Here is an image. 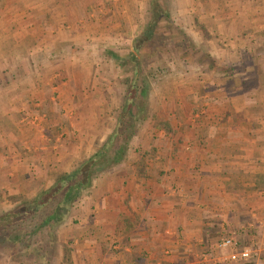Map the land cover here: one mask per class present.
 <instances>
[{
	"label": "crops",
	"instance_id": "crops-1",
	"mask_svg": "<svg viewBox=\"0 0 264 264\" xmlns=\"http://www.w3.org/2000/svg\"><path fill=\"white\" fill-rule=\"evenodd\" d=\"M114 1L0 0V215L116 136L123 158L76 202L54 264H264V0H168L159 25L184 48L159 60L169 79L148 86L131 133L117 132L130 72L114 50L145 28L106 43L98 13ZM245 247L253 263L230 260Z\"/></svg>",
	"mask_w": 264,
	"mask_h": 264
},
{
	"label": "trees",
	"instance_id": "trees-1",
	"mask_svg": "<svg viewBox=\"0 0 264 264\" xmlns=\"http://www.w3.org/2000/svg\"><path fill=\"white\" fill-rule=\"evenodd\" d=\"M152 7L150 20L134 43L130 61L118 60L121 66L126 67L124 73H133L134 80L132 83L127 80L125 114L121 118L118 133H131L136 122L133 108H139L140 101L146 96V89L138 88L136 84L140 75V61L136 55L148 41L158 37L156 30L160 20L170 19L168 11L157 0L152 3ZM110 54L118 59L112 52ZM116 142V136L110 138L98 154L76 170L58 176L51 187L42 189L32 201H24L22 205L0 215V249H10L33 264H52L56 250L60 247V226L70 217L76 202L91 188L94 177L121 162L123 153Z\"/></svg>",
	"mask_w": 264,
	"mask_h": 264
},
{
	"label": "rangeland",
	"instance_id": "rangeland-1",
	"mask_svg": "<svg viewBox=\"0 0 264 264\" xmlns=\"http://www.w3.org/2000/svg\"><path fill=\"white\" fill-rule=\"evenodd\" d=\"M161 1H162L161 4L163 5V7L168 11V5H169L168 0H161ZM114 2L117 3L118 5L112 6L111 8L108 7L107 10L102 11L101 14L98 13L97 24L103 25L101 27V29L102 30L106 29V31H108V33L102 34L103 38L106 40V43H108L109 40H113L114 42H119L120 37H122V35H124V33H123L124 30L131 32V30L126 29L127 25H139V27L141 29L140 28H138V29H140V31L142 29H144L146 27V24L148 23V22H145L146 21L145 19H148V21L150 20V13L152 11V0H144L141 2H139V0H115ZM121 2L125 3L124 7H122ZM144 5H145V7H144ZM110 9L115 11V15H113V14L108 15L109 12L112 13V11H110ZM146 13H147V15H146ZM137 14H138V16H137ZM145 15H146V17H145ZM138 18H139V20H138ZM161 20L165 21L164 18H162ZM111 21H112V23H111ZM166 21H167V23L168 22L172 23L171 16H170V19L166 20ZM167 23L159 25L158 30H156L158 37L154 38L151 42L148 41L144 45V47L141 49V51L144 52V54L154 53L156 56L160 55V57L157 56L156 60L155 59L151 60V61L147 60V59L141 60L142 64H140L141 68L139 70L140 75L137 78V80H139L137 83V86L138 87H144L146 85V92H145L146 95L149 91L148 86L150 84H153V83L159 84V83L164 82L165 81L164 79H169L168 75H166V74H168L166 72L169 70L164 69L165 70L164 71L162 68L157 69V67H160V65H162V63H159L160 59H162L163 60L162 62L166 63V66H167V62L169 60L167 59V55L165 56L164 53H168L169 50H172L174 48V44H173L174 40H175V49H177L178 52L182 51V49L184 48V44H180L178 42L184 41L185 35L179 29H174V27L169 28ZM92 24H94V22ZM104 25L106 26V28H104ZM111 28H112V30H111ZM97 29L99 30V28H94L92 30L97 31ZM128 35H129V39L126 38L127 39L126 42L130 43V42L134 41V43H135L138 35L137 36L135 34L132 35L131 33H128ZM113 41H110V42H113ZM134 43L123 46V45H121V42H119V44H118L119 49L114 50L118 54H119V52L127 53V56H126V58L123 59V62L130 61L129 54L132 52V50H130V49L134 45ZM187 45H186V47H187ZM163 46L165 48H162ZM119 61H121V60H119ZM191 61L193 62V60H191ZM175 62L177 65L183 64V62H181L179 59L176 60ZM216 62L217 61H215V60H207V63H206L204 58L201 59L198 56L195 58L194 64L201 63V66L205 64L208 67L209 66L211 67L212 65L215 66ZM126 63H129V62H126ZM122 74H125L124 70L122 71ZM131 74L133 75V73L130 72V74L127 76L128 80L132 79ZM122 86L124 88V82L122 83ZM158 93L162 97H164V96L167 97V93L164 90L158 91ZM29 112H30V114H29L28 118H32L33 122H35V121L39 122L40 121L39 119L41 118V114H39L36 107H34V108L32 107V110ZM43 189H45V188H43ZM24 201H29V200L23 199L18 206L22 205V203ZM18 206H16V207H18ZM58 240L60 241L59 242L60 247L61 248H62V246L64 247L65 244L63 243V241L64 242L67 241V236L65 234H64V236H62V234L60 233V230H59V234H58ZM60 247H58V248H60ZM260 249L264 250V247H261ZM69 253H70L69 250L65 249V255L69 254ZM56 255H57V252H56ZM56 255L52 261V264H54V262L56 261ZM247 263H253V260L249 261ZM0 264H33V263L26 261L25 259L18 256L16 253H14L10 249H6V250L0 249Z\"/></svg>",
	"mask_w": 264,
	"mask_h": 264
},
{
	"label": "built area",
	"instance_id": "built-area-1",
	"mask_svg": "<svg viewBox=\"0 0 264 264\" xmlns=\"http://www.w3.org/2000/svg\"><path fill=\"white\" fill-rule=\"evenodd\" d=\"M220 246L222 247H232V248H236L238 245L235 241L228 239V240H224ZM258 257V252L249 248V247H245L241 250H235L231 256H230V260L233 262H249L252 261L254 259H256Z\"/></svg>",
	"mask_w": 264,
	"mask_h": 264
}]
</instances>
